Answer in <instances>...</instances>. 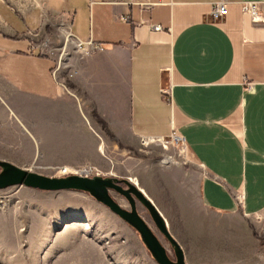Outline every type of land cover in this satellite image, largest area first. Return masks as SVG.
<instances>
[{
  "label": "crops",
  "instance_id": "obj_1",
  "mask_svg": "<svg viewBox=\"0 0 264 264\" xmlns=\"http://www.w3.org/2000/svg\"><path fill=\"white\" fill-rule=\"evenodd\" d=\"M215 1L0 0V152L11 156L0 159L71 167L126 148L124 135L174 133L189 161L175 180L205 210L264 214V22L242 0L213 20ZM44 14L102 48L82 93L60 89L54 60L29 38Z\"/></svg>",
  "mask_w": 264,
  "mask_h": 264
},
{
  "label": "rangeland",
  "instance_id": "obj_2",
  "mask_svg": "<svg viewBox=\"0 0 264 264\" xmlns=\"http://www.w3.org/2000/svg\"><path fill=\"white\" fill-rule=\"evenodd\" d=\"M61 19L44 14L41 27L30 37L54 60L60 89L82 93L76 86L85 83L87 61L95 51L79 48L67 38L59 26ZM124 138L126 148L106 145L105 157L94 163L45 169L21 158L6 161L51 177L67 175L60 172L62 168L90 165L97 171L91 176L128 179L153 197L168 232L180 244L185 264H264V214L205 210L196 192L175 180L178 173L173 170L189 164L177 146L168 138L145 144L127 135ZM0 156L11 157L6 152ZM110 195L121 207L129 208L123 197L113 191ZM135 208L173 259L168 242L147 211L138 202ZM204 238L211 241H202ZM0 264L157 263L138 234L88 194L10 186L0 189Z\"/></svg>",
  "mask_w": 264,
  "mask_h": 264
},
{
  "label": "water",
  "instance_id": "obj_3",
  "mask_svg": "<svg viewBox=\"0 0 264 264\" xmlns=\"http://www.w3.org/2000/svg\"><path fill=\"white\" fill-rule=\"evenodd\" d=\"M10 186H24L44 191L84 192L129 225L138 234L140 241L157 264H185L182 249L168 232L166 224L155 206L142 189L136 184L130 183L128 179L102 176L86 177L77 174L51 177L22 169L0 159V189ZM110 191L123 197L129 208L121 207L110 195ZM136 202L144 207L158 232L168 242L173 252V259L168 256L158 238L138 215L135 208Z\"/></svg>",
  "mask_w": 264,
  "mask_h": 264
},
{
  "label": "built area",
  "instance_id": "obj_4",
  "mask_svg": "<svg viewBox=\"0 0 264 264\" xmlns=\"http://www.w3.org/2000/svg\"><path fill=\"white\" fill-rule=\"evenodd\" d=\"M261 3H264V0H242L240 1V11L243 14H247L251 20V22L254 23H258V22H264V17L260 15L259 13V5ZM226 4H227V0H217L215 1L212 6H211V10H210V17L213 20L219 19L221 17H223L226 14ZM121 20H126V17L121 16L120 17ZM62 24V27L64 30H66L68 32L67 26H66V20H64L63 18L61 19L60 23ZM152 30L157 31L160 29V27L158 25H151L150 26ZM33 33L31 35V33L29 34V38L32 41V38L30 36L33 37ZM68 35L70 37V39H72L74 41V43L76 44L77 47L79 48H83L86 50H91V51H100L102 48L98 45H93L91 42H79L77 40H75L71 34L68 32ZM32 44L34 45V47L39 48L40 51H42V49L39 47L38 44H36L35 42L32 41ZM43 52V51H42ZM56 70V67H55ZM54 70V71H55ZM164 94H168V90L164 89L163 90ZM170 141V143L172 145L177 146L180 150H182L184 142H183V138L171 133L168 137H167ZM164 140L163 137H156V138H140L139 141L141 142V144H145L146 142L150 141V142H162ZM62 174H77V175H81V176H91V175H96L97 171L96 168L90 165H83V166H79L76 168H71L69 171L66 172H61Z\"/></svg>",
  "mask_w": 264,
  "mask_h": 264
},
{
  "label": "bare ground",
  "instance_id": "obj_5",
  "mask_svg": "<svg viewBox=\"0 0 264 264\" xmlns=\"http://www.w3.org/2000/svg\"><path fill=\"white\" fill-rule=\"evenodd\" d=\"M64 34H65V36L67 37V38H70L69 37V35H68V32H64ZM168 160V159H167ZM163 163H167L165 160L163 161ZM71 169V168H70ZM70 169H67V168H62L61 170H60V172H66V171H69ZM133 184V183H132ZM135 185V184H134ZM137 186V185H136ZM138 187V186H137Z\"/></svg>",
  "mask_w": 264,
  "mask_h": 264
}]
</instances>
